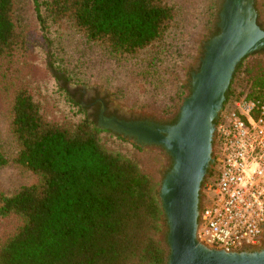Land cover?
I'll return each mask as SVG.
<instances>
[{"label":"trees","instance_id":"1","mask_svg":"<svg viewBox=\"0 0 264 264\" xmlns=\"http://www.w3.org/2000/svg\"><path fill=\"white\" fill-rule=\"evenodd\" d=\"M20 1L0 0V62L8 76L19 72L32 43L17 20ZM27 1L47 55L56 58L52 48L69 40L71 49L95 54L115 73L127 74L119 85L124 101L160 113L178 107L183 58L190 54L184 38L188 0ZM256 3L264 27V0ZM217 32L214 25L211 35ZM59 68L60 89L83 117L50 119L39 88L29 81H18L12 91L7 130L15 149L11 156L0 149V167L12 162L32 180L2 196L0 216L17 224L0 241V264H165L168 247L157 238L158 156L98 127ZM114 76L104 84L116 88ZM263 90L260 50L238 63L223 104L260 99Z\"/></svg>","mask_w":264,"mask_h":264},{"label":"water","instance_id":"2","mask_svg":"<svg viewBox=\"0 0 264 264\" xmlns=\"http://www.w3.org/2000/svg\"><path fill=\"white\" fill-rule=\"evenodd\" d=\"M215 26L218 32L203 44L174 123L102 113L97 121L98 127L141 148L160 147L170 158L158 188L168 247L165 264H264V246L228 251L209 247L196 235L201 184L215 163L213 142L225 94L242 58L264 50V27L258 24L255 0H223Z\"/></svg>","mask_w":264,"mask_h":264},{"label":"rangeland","instance_id":"3","mask_svg":"<svg viewBox=\"0 0 264 264\" xmlns=\"http://www.w3.org/2000/svg\"><path fill=\"white\" fill-rule=\"evenodd\" d=\"M186 12L189 16V24H187L186 33L184 38L188 41L187 53L188 57H184L185 69L182 71L180 83L184 85L181 92V100L178 107L168 113H160L155 108L137 107L130 104L119 97L122 85L125 81L127 74L113 71L106 60H101L95 57V54H86L82 50L78 51V47L71 49L70 41L64 40L60 45L55 46L52 50L56 51V58L50 57V53L46 54V44L44 40L37 36V22L29 2L21 0L17 6V20L21 29L26 33V38L31 40V45L28 46L24 52L23 58L19 60V72L8 76L0 62V149L7 155L12 154L15 149L14 141L10 137L7 130V117L9 110V103L14 89V85L20 81H29L36 85L39 89V94L42 97L43 109L52 120H59L65 116H72L74 118L83 117L85 112H78V106L71 104V101L65 93L60 89L62 81L56 78L54 71L57 66L65 69V76L68 79L66 86L76 96L81 90H86L87 95H100L109 105L113 108H118L126 115L133 114L141 119L148 118L156 121H164L173 118L182 102L183 96L188 94V80L190 73L196 71L199 65V59L202 57L203 44L210 37L215 23L217 22V13L219 8V0H188ZM257 9V3L255 0ZM258 11V10H257ZM259 16V13H258ZM21 30V31H22ZM40 39V40H39ZM56 60V61H55ZM197 66V68H196ZM106 68L100 74L99 70ZM196 68V70H194ZM112 71L111 75H108ZM116 75L117 84L116 88H110L104 80H114ZM85 77L87 82L84 81ZM107 77V78H106ZM106 78V79H105ZM106 83V84H104ZM238 90V89H237ZM232 102V101H231ZM223 104L221 112L228 110L227 106ZM221 112L219 115H221ZM220 118V117H219ZM219 119L217 121V124ZM217 126V125H216ZM130 140V139H128ZM130 142H133L130 140ZM215 139L213 142L212 156H216ZM145 153H151L158 156V177L159 183L162 174L170 166V158L165 152L157 146H145L141 148ZM219 167L215 163L209 170V174L204 177L201 184L199 207L202 208L206 204V185L213 181L216 174L212 171L214 168ZM215 168V169H216ZM214 169V170H215ZM32 180V175L13 164L8 162L6 165L0 167V206L2 196L9 194L17 189L20 185L26 184ZM160 186V184H159ZM159 188V187H158ZM17 220L14 218H7L0 216V241L7 236V234L16 226ZM162 228L157 234V238L164 241L165 238V225L163 218L161 220ZM264 246V235L261 244L257 247Z\"/></svg>","mask_w":264,"mask_h":264},{"label":"built area","instance_id":"4","mask_svg":"<svg viewBox=\"0 0 264 264\" xmlns=\"http://www.w3.org/2000/svg\"><path fill=\"white\" fill-rule=\"evenodd\" d=\"M221 112L215 144L216 175L206 185L197 238L212 248L257 247L264 232V90L232 101Z\"/></svg>","mask_w":264,"mask_h":264},{"label":"flooded vegetation","instance_id":"5","mask_svg":"<svg viewBox=\"0 0 264 264\" xmlns=\"http://www.w3.org/2000/svg\"><path fill=\"white\" fill-rule=\"evenodd\" d=\"M223 2V0H219V5ZM197 68V66H196ZM196 68L194 70H196ZM86 90H81L79 92L81 105L85 108L87 114L96 121H98L100 113H102L106 117L115 116L117 118L125 119V120H138L141 119L133 114L126 115L118 108H113L109 105L102 96L100 95H87ZM176 116L173 118L160 121L161 123L172 124L175 122ZM217 125V122H216Z\"/></svg>","mask_w":264,"mask_h":264}]
</instances>
